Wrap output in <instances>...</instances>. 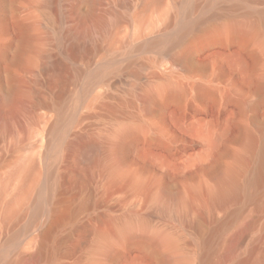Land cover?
Listing matches in <instances>:
<instances>
[{
  "label": "rangeland",
  "instance_id": "374dc122",
  "mask_svg": "<svg viewBox=\"0 0 264 264\" xmlns=\"http://www.w3.org/2000/svg\"><path fill=\"white\" fill-rule=\"evenodd\" d=\"M50 1L5 0L0 8V39L8 47L0 59V92L9 76L20 77L24 89L22 108L0 133V155L18 143L0 177L12 161L37 164L16 218L0 223L6 260L15 264L38 254L37 264H160L165 255L167 264H179L192 249L195 257L206 239L212 254L223 248L224 260L240 236L264 245V183L256 200L248 198L245 183L221 202L213 193L236 159L239 179L252 175L264 140V25L257 22L255 36L244 40L221 31L258 21L264 0H193L191 18L202 20L185 34L180 24L187 0H123V6L122 0H98L96 15H87V0ZM73 5L77 11L69 12ZM248 8L254 12L247 14ZM109 9L121 20L103 37L95 24ZM86 28L85 44L74 48V36ZM94 41H103L104 50H94ZM52 64L56 72L47 69ZM173 88L177 97L169 96ZM124 125L131 134L116 151L107 138ZM89 143L95 158L86 154ZM19 181H10L2 201ZM68 199L73 211L87 202L51 226ZM152 233L183 247L166 251L143 237Z\"/></svg>",
  "mask_w": 264,
  "mask_h": 264
},
{
  "label": "bare ground",
  "instance_id": "6f19581e",
  "mask_svg": "<svg viewBox=\"0 0 264 264\" xmlns=\"http://www.w3.org/2000/svg\"><path fill=\"white\" fill-rule=\"evenodd\" d=\"M87 1L88 2H86V3H88L90 5L89 13H87V15L88 14L96 15L95 9H96V5H97L98 0H87ZM212 1H215V0H209V4ZM248 1H250V0H235L236 4H238V5H242L245 2L247 3ZM4 2H5V0H0V8L2 7V4H4ZM148 2L152 3L153 1L151 0V2H150L148 0ZM155 2H157V1L155 0ZM43 3L45 5H48V4H51V1L50 0H44ZM119 4H121L123 6V5L128 4V2H123V0H122V1H119ZM146 4H148V3H146ZM40 5H43V4H40ZM196 6L197 5H196L195 1L187 0L186 7L183 10V18H182L181 24H180V29H181L183 34L187 33L188 31L193 30L195 27H197L200 24V21L202 20L200 18H191V13ZM245 6H248V5L246 4ZM79 7H80V4H79ZM76 11H77V6L73 5L70 8L69 12H76ZM251 12L253 13L254 11H252V9L248 8L247 14H250ZM83 13H85V12H83ZM257 14H258V21H249V22L246 21V22H238V23H234V24H226L221 29L222 33L224 34V36L226 38L239 37L242 40H244V39H249V38L254 37L256 34V31H257V22H261L264 25V10L258 11ZM139 16L140 15L137 14V16H135V17H137L136 19H138ZM84 17H85V14L83 15V17L80 18V21L83 20ZM120 20H121V16L116 11H114L113 9H109V10H107V14H101L97 18L95 28L101 33V35L103 37H106L108 27H110V25L113 23L119 22ZM82 24H83V21H82ZM137 25H139V24H137ZM137 27L138 26H136V28ZM2 32H3V27H2V24L0 22V37L2 36ZM90 32H91V29L86 28V29H84V31L82 32L81 35L77 36V34H76L74 36V39H73V42L71 45L74 48L82 47V45L85 44L84 39H83V35H89ZM183 34L181 36H177V37L172 38V41L176 42V41L181 40V38L183 37ZM28 38H29V36H28ZM33 38H35V37H33ZM92 46H93L94 50H99V52L103 51L104 47H105L103 41H94ZM7 49H8L7 45L2 43V41L0 39V59L7 55ZM19 51H20V48H19ZM87 52L89 53L88 50H87ZM18 56H20V55L18 54ZM43 56L45 57L46 55H43ZM53 56H54V54H53ZM32 61H33L32 58H28L25 67L29 69L30 65L32 64ZM56 62H57V60H56ZM20 63H22V62H20ZM44 63H46V60ZM44 67H45V65H44ZM40 68H42V67L40 66ZM47 69L52 70L54 72H56V70H57L55 64L48 66ZM42 72H44V71H42ZM100 75H102V72L98 71L94 75V78L99 77ZM62 77H64V76H62ZM9 80H10V83H9L8 87H6V89L4 90L3 93L0 92V133H2V134L5 132V129L8 128L9 125H12L13 121L11 120V118L13 116V113L20 110L22 108V104H23V99H22L21 95H22L24 89L20 83L21 78L16 77V76H9ZM57 83H59V82H57ZM62 83H63V81L61 80L60 81V87L61 88H59V90H58L59 93L57 92V94H60V95L62 94L61 93ZM64 83H66V82H64ZM0 86H1V81H0ZM179 93H180L179 90L173 88L171 90L169 96L177 97L179 95ZM75 97H74V100L77 99V97L76 98ZM151 98H152V94H147L145 97V100H150ZM33 100H35V99H33ZM46 100H48V99H46ZM78 100H75V101L77 102ZM130 134H131V127L130 126H128V125L120 126L110 135V137L107 138V144L112 149L119 151L127 142V139L129 138ZM0 136H1V134H0ZM2 137L3 136H1L0 139H2ZM91 145L92 144L89 143L86 146V148H87L86 154H88L87 156L89 158H95L97 152L91 150V148H92V147L90 148ZM95 145H97V144H95ZM17 146H18L17 141L13 142L12 144H10L7 147V151L3 152V154L0 155V166L4 165L7 161H9V159L12 156H14V153L16 152V150H18ZM94 150H96V149H94ZM55 160H56V158H55ZM12 162H13V166L10 169L7 176L2 177V178L0 177V183H1V185H0V223L4 222V221L7 222L11 219L16 218V215H17L19 209L21 208V206H23L26 198L30 194V180L33 176V173H35V169L37 166L36 161L30 160L28 158L15 160ZM240 169H241L240 163H239L238 159H236V162L232 163L231 165H228L220 173V175L218 177V182L214 186V190H213L214 197H216L217 200H219L221 202V201H224V200H227L229 198L234 197L235 195H237V193H239L241 191L242 187L244 186V183L246 186H249V188L251 189V191L248 193V198L251 200L253 198H255V200H256V197H258V193H259L258 190H259L260 186L264 183V140L262 142L261 148H259V151L257 153L256 165L253 168L252 175L247 180L241 181V179H239ZM19 176H20V181H19V184L17 186L16 191L12 194V196L8 200L2 201V196L4 194L5 189L8 187L10 181L13 178L19 177ZM33 189H34V187H33ZM47 197H48V191L43 196V200L47 201L46 200ZM69 199H71V198H69ZM69 199L62 204V207L60 208L61 210L59 209L60 212L58 214H56V216L53 218V220L51 219L52 220V223L50 222L51 226L54 225V222L57 223V222L61 221L64 217L66 218V217L74 215L87 202V200L85 199L84 201L81 202V204H79L78 207L75 208V210L76 209L77 210L73 211L70 207L71 204L69 205V203H70V202H68ZM45 201H44V203H45ZM71 201H72V199H71ZM60 206H61V204H60ZM132 229L133 228H131L129 230L132 231ZM129 230H128L127 234H129V235L134 234V233H131ZM143 237L146 240H149V242H151V243L155 242L159 246L163 247L164 250H166V251H171L175 248H178V247L182 248L183 247L182 245H179V244L177 246H174L173 242L171 243L169 238L166 236H163V235L152 233V234H146V235L143 234ZM204 239H206V238H204ZM239 239L240 240H238V241L236 239L235 244L232 246L233 249H232L231 253H228L230 255L228 256V254H227V258H225V260L222 259L223 258L222 257L223 256L222 255V253H223L222 249L223 248L222 249L217 248L218 252L215 250L216 252L214 253V249L211 247V249H213V253L215 254V256H214V254H212V250H210V244L208 242V240H210V239H208V240L206 239L205 242H203V240L202 241L200 240L201 243L202 242L205 243L204 248L203 249L201 248V250L199 252L197 250H195V253L193 252V254H195L194 255L195 257H192V250L193 249L190 251L191 253L187 252L179 260V264H264V245H260L258 242L256 244L253 242L246 243L245 238L244 237L242 238V236H240ZM260 239H262V238H260ZM194 241H196V240H194ZM197 241L195 243H197ZM198 243H199V241H198ZM101 249L104 252H108L106 244H102ZM216 254H217V256H216ZM38 258H39L38 254H36V255L25 254V255H22L19 258L18 262L17 263L15 262V264H25V263H27V261H31L32 259L35 260L34 262L32 261V264H37ZM166 261L167 260L165 258V255H163V258L160 260V264H165ZM0 264H14V263L6 260L5 254H4L3 249L1 247H0ZM96 264H98V263H96Z\"/></svg>",
  "mask_w": 264,
  "mask_h": 264
}]
</instances>
